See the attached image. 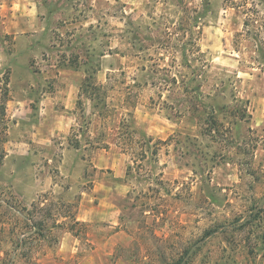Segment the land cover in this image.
I'll list each match as a JSON object with an SVG mask.
<instances>
[{"label":"rangeland","instance_id":"374dc122","mask_svg":"<svg viewBox=\"0 0 264 264\" xmlns=\"http://www.w3.org/2000/svg\"><path fill=\"white\" fill-rule=\"evenodd\" d=\"M258 45L261 0H0V264H264Z\"/></svg>","mask_w":264,"mask_h":264},{"label":"trees","instance_id":"16d2710c","mask_svg":"<svg viewBox=\"0 0 264 264\" xmlns=\"http://www.w3.org/2000/svg\"><path fill=\"white\" fill-rule=\"evenodd\" d=\"M261 3L264 4V0H261ZM246 10H249L250 12H253L254 10H257L256 7H250V8H247ZM254 24H255V20L252 19L251 17L247 18L244 22V25H245V29L247 31V33H249L251 31V27H254ZM259 49L258 51L260 52V55L261 57L263 58L264 60V47L262 46H259ZM192 75L188 78V79H183L182 81L184 82L185 86V90L186 91H189L191 89H195L194 87L193 88H190V85L191 83H194L197 78H196V70L195 69H192ZM173 82L174 83H177L178 80H176L175 78L173 79ZM10 93H11V89H10V74L9 72H4L3 74H0V121H2V124H4V120H5V116H6V111H7V105H8V102L10 100ZM199 98V96H197ZM208 97V96H207ZM210 97V95H209ZM94 100V98H91ZM200 99H203V97ZM215 100L217 99L216 97L214 98ZM218 108V106H213L211 108V114H208L207 115V118L206 120L208 121V123L211 124V126L213 125L214 126H217V118L212 115L213 112H215V109ZM215 129H219V128H215ZM219 131V130H218ZM3 158H4V155L3 154H0V162L3 161ZM1 164V163H0ZM38 224H40V222H37ZM75 223L76 224H79L80 221L78 220H75ZM41 229V227H36V230L35 232H38L39 230ZM70 231L74 232V228L72 227L70 229ZM72 232V233H73ZM74 235L78 236V233L74 232ZM23 241V240H22ZM252 251H255V253L258 254V251L256 250V248H252Z\"/></svg>","mask_w":264,"mask_h":264},{"label":"crops","instance_id":"0c3cea01","mask_svg":"<svg viewBox=\"0 0 264 264\" xmlns=\"http://www.w3.org/2000/svg\"><path fill=\"white\" fill-rule=\"evenodd\" d=\"M82 219L83 221H93L91 218L88 217ZM78 243L79 239L76 235H74L71 231L65 232L60 242L61 252L64 256H68L70 252H74L75 248H77Z\"/></svg>","mask_w":264,"mask_h":264}]
</instances>
